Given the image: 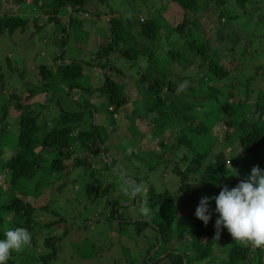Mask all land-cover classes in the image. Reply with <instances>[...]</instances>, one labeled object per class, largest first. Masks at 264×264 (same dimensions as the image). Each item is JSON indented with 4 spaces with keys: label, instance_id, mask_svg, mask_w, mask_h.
<instances>
[{
    "label": "trees",
    "instance_id": "16d2710c",
    "mask_svg": "<svg viewBox=\"0 0 264 264\" xmlns=\"http://www.w3.org/2000/svg\"><path fill=\"white\" fill-rule=\"evenodd\" d=\"M12 1L21 6L20 13L37 10L43 15L32 18L28 15L7 14L2 16L0 14V35L6 32L12 34L19 28L24 30L27 24H32L35 28H42L45 25V19L57 23L60 27L61 38L55 40V42L59 41L60 52L56 59V61L60 60L56 69L57 71L61 70L62 73L59 75L46 64L39 65L41 75L39 82L41 83H35L34 86L32 84L23 93L17 90L18 86L12 88L10 81V75L14 74L11 68L12 64L8 63V73L6 74L2 70L4 66L1 65L0 232L1 227H4L6 223L5 231L9 228L23 227L29 233L32 228H38V226L40 227L39 231L49 227L52 230L58 224L64 223V218L57 214L56 220L42 225L37 224L38 221L35 218L41 212L40 210L55 213V211L49 210L48 203L38 205L37 200L29 201L26 198L27 192H24L23 188L38 174L43 178H37L38 182L33 185L37 196L46 188L45 183H42L44 176L57 174L51 182H56L61 178V175L67 177V173H69L67 170L71 166L74 168L86 164L88 157H93L99 151L103 152L104 158L99 161L109 164L108 157L110 158V155H107L106 159L107 148L104 143L108 133L106 131L104 134L105 125L97 122L96 106L90 100V95L98 90L101 91L100 97L105 98L106 109L114 114L127 108L131 97H134L135 94H127L122 82H118L119 77L127 76L123 68L114 62L115 58L120 57L130 62L135 61L136 65L139 61L147 62L144 72L137 71L138 77L136 76L137 79L131 81L133 87L130 90L135 88L138 94L146 90V94L149 92L147 97H154L153 103L147 107L150 114H154L152 118L147 117V120L152 123V131L155 124H161L164 127L167 119L185 124V133L178 138L177 149L172 153L177 155L181 146L188 147L191 153V155L187 154L183 150L182 155L178 154L181 157L165 161L166 167L170 164L168 169L178 178V186L175 191L168 188L156 190L152 186L143 187L146 189V193H149L150 205L155 210L157 220L156 232L153 235L155 243L152 248L161 244V241L170 245L168 249H162L163 252L167 250L166 259L169 264H264V247H252L250 244L235 239L228 242L229 246L221 252L222 255L216 252L218 244L226 241L228 236L227 230L221 228L219 238H215L214 222L217 214L214 213V201L209 204V210L213 212V215L207 225L196 218L194 211L180 214L181 209L187 210L189 205H193L195 210L201 197H214L219 194L221 188L224 187L222 186L224 179L230 178V174H226L228 161L231 159L233 166L238 161V156L235 155L237 147L242 148L247 161L245 170L241 172L240 177L237 176V179H234L232 176L234 181H231V188L245 179L253 166H261L264 169V100L249 101L250 98H253L251 97L253 94L260 91V87L255 83V75L262 71H256L246 79H237V81L235 79L234 81L228 78L230 69L220 63V59L225 55L231 56L234 52H240L242 56H245L248 53L251 54V51L253 52L254 39L257 37L250 33L246 27L255 22L262 23L259 20L260 14L257 9L259 3L264 0H204L203 7H200L201 0H169L181 13L180 19L176 23L174 22L176 19H172L171 23L166 19L167 24H164L163 17L159 18L150 10L146 12V19L143 16L135 18L132 13H129L130 5H127L126 11L128 12L124 17H118L114 11H111V15L107 18L110 24L109 38L105 44L93 52L89 59L84 60L78 57L70 60L68 58L66 61L63 60V56L67 50L69 30L74 22L75 14H88L86 0ZM99 1L103 5L108 3V0ZM229 2L235 5V11L222 8ZM23 5L25 10L22 9ZM166 8L168 6H165L164 10ZM63 12L67 15H64ZM240 15H244L248 19L244 20L245 28L237 33L236 29L232 26L228 27V24L229 22L233 25L240 24ZM249 18L255 20L251 21ZM202 27L208 29L207 36L202 33ZM214 28L218 32L212 39ZM163 33H167L168 36L178 34L185 44V46L179 47L180 45L176 41L172 42V39L164 37L168 49L162 47L159 52L162 54L166 51L171 57V63L167 62L171 65L170 72H172L173 66L180 67L182 63L191 66L198 61V68L204 69L205 67V70L198 76L187 75L177 81L175 76H181V74L173 76L160 69L157 64L160 59L157 57L158 45L156 42ZM221 42L225 43L216 47V43ZM186 49H189L190 52L185 51ZM187 54L190 56L187 57ZM250 59L251 57L248 55L245 61ZM130 67H133V64H130ZM148 67L156 72L151 73ZM91 68L95 69L94 72L98 74L100 82L88 84L85 81L86 84H84L85 74ZM244 69L247 71L249 67ZM19 76L22 80L26 78L23 72L19 73ZM18 81L20 82V80ZM103 81L105 83L100 85ZM59 84L63 85L65 92H69L68 95L74 89L82 92L83 97H78L74 101L77 104V110H68L61 106L62 100L61 97H58V89H56ZM251 84L253 87H250ZM240 85H242L246 98L243 102H235L234 94ZM174 93H180L188 98L186 101L189 103V108L183 117L172 114L173 107L166 105L167 99L171 98L170 95L173 96ZM39 94L49 95L48 102L50 104L43 106L40 103L30 102L33 97H38ZM197 97L201 100L198 101V105L193 101ZM254 97H264V94ZM80 99H83L84 102H81ZM54 101L59 107L58 111L51 106ZM241 105L246 106L247 114L240 113L242 110L238 107ZM194 107L207 111L202 120L197 116L198 111L192 113ZM124 113L128 114L126 109ZM137 116L140 117V115ZM170 121L169 123H171ZM221 122L224 128L218 133V125ZM207 135L216 136L217 150L211 148L209 143H206L202 149L197 148V142ZM165 140L163 137L159 138L160 147L165 146ZM227 150L228 153H226ZM85 151L88 153L82 158L81 154ZM156 151L159 153L153 152L155 157L161 155V151ZM140 156L139 152H129L128 159L134 157L140 160ZM152 159L153 156H150L149 160L145 162ZM68 160L69 162H67ZM112 162L117 166L114 160ZM180 162L185 163V169L180 167ZM96 163L94 162V165ZM231 174H233L232 169ZM63 186V184L59 185L58 189ZM90 188L87 185L88 193L93 189L98 190L99 186L92 182ZM6 193H9V196L5 197ZM137 194L138 184H136L135 198ZM179 194H183V196L178 199L176 197ZM11 213H13V218L8 219V215ZM110 217L114 219L115 213L112 212ZM138 221H135L137 222L135 225L134 222L132 223L137 232L149 222L138 223ZM183 225L188 226L186 233L180 231ZM65 231L66 234L67 229ZM159 234L160 239L157 243ZM30 237V243L25 248L29 249L31 246V254H24L21 258L13 252L10 254L7 264H16L19 259L21 262L30 264H51V261L57 259L56 240L61 238L54 235L46 236L43 244L40 245V241L36 239L34 233H30ZM176 237H181L185 241L177 240ZM38 247L41 248L37 250ZM21 252H23L22 249ZM149 252L150 250L147 251V254ZM164 258H158L151 262L144 258L143 263L156 264ZM250 260L252 261L248 263Z\"/></svg>",
    "mask_w": 264,
    "mask_h": 264
},
{
    "label": "rangeland",
    "instance_id": "374dc122",
    "mask_svg": "<svg viewBox=\"0 0 264 264\" xmlns=\"http://www.w3.org/2000/svg\"><path fill=\"white\" fill-rule=\"evenodd\" d=\"M87 13H78L74 15V22L69 30V39L67 50L64 53L63 60L66 61L68 58L77 59L78 57L82 59H89L93 52H95L99 47L105 44L109 38V21L108 17L111 15V11H114L115 15L124 17L126 15L127 5L129 7V13L133 14L135 18L143 16L145 19L147 17L146 12L151 11L152 14L158 15L159 18L163 17L164 24H167V20L171 23H176L180 19V13L177 7L172 4L169 0H108V3H101L99 0H86ZM205 4L204 0H201V6ZM168 6L164 10V7ZM25 6L22 9L25 10ZM224 10L235 11V5L229 4L222 7ZM0 14L5 15H28L32 18L40 17L41 13L37 10L27 13H20L21 6L14 3L12 0H0ZM168 10V12H167ZM260 14V22L252 23V25L247 26V30L250 33L256 35L253 52L248 55L251 57L249 61H245L248 55L242 56L240 52H234L231 56H224L220 59V63H223L226 67L230 69L228 75L229 80L246 79L247 76H251L254 73L262 71L255 75V83L260 87V91L253 94L249 101L253 102L254 99L264 100V97H254L256 95L264 94V1L259 3V8L257 9ZM164 11V13H163ZM167 12V13H166ZM64 13V12H63ZM64 15H67L64 13ZM168 15V16H167ZM249 17V16H247ZM225 18V17H224ZM222 18V21H224ZM240 24L233 25L229 22L228 27H234L238 32L244 27V20L248 19L244 15H240ZM167 19V20H166ZM252 20V18H249ZM45 25L42 28H35L32 24H27L24 30L20 28L15 30L12 34L8 32L0 35V71L1 65L4 66L2 69L5 74L8 73V63L12 64V70L14 74L10 75V81L12 82V88L17 87L18 91L25 93L29 86L33 84H39L41 82V75L39 72V65L46 64L53 68L54 71L58 72L60 75L62 71H57V56L60 55L59 52V41L55 42L56 39H60V27L55 22H49L47 19L44 20ZM141 21V20H140ZM246 21V20H245ZM231 27V28H232ZM69 29V27H68ZM212 30V29H211ZM204 35H208V29L206 27L201 28ZM223 33L225 31L221 30ZM217 29L214 28L211 36L214 39L217 34ZM165 38L172 39V42L176 41L181 47L185 46L183 40L178 34H173L168 36L167 33H163L160 39L157 40V57H159V62L157 63L160 69L171 73L173 76L175 74H181V76H175L177 81L182 79V77H187V75H195L202 73L205 70L198 68V62L194 65L186 66L184 63L179 66H173L170 72L171 65L167 63L170 61L171 57L165 51L160 53V48L168 49L166 47ZM200 41V40H199ZM259 42H261L259 44ZM216 43V47H220L222 44ZM215 45V44H214ZM256 49V50H255ZM185 51L190 52L189 49ZM190 55L187 54V57ZM115 64H119L127 75L126 77H119L118 82H122L124 85V90L127 94L134 93L135 96L131 97L130 104L127 108H124L118 114L106 109L105 98L100 97L101 91H96L90 95V100L96 106L97 122L104 124L103 132L107 131V139L104 141L107 148L108 165L103 164L101 161L103 158V152L99 151L95 153L93 157H88V162L86 164L78 165L72 168V166L67 170L69 171L68 176H60L56 182H51L57 174L51 176H44V181L46 188L42 190L39 196L33 190V185L38 182L37 178L42 177L37 175L34 179L29 181V184L23 188L26 193V198L30 201L37 200V204L48 203L49 210L55 211V213H49L48 211L40 210L35 219L38 221V225H42L46 222L56 220L57 214H60L64 218V223L58 224L52 230L49 228L39 231L40 227L32 228L31 234L34 233L36 239L43 244V240L46 236L54 235L60 240H56V251L57 259L51 261V264H144L143 259L146 258L147 261L151 262L155 259L164 258V260L157 262L158 264H169L166 259L167 250L163 252L162 249L169 248L170 245L162 243L159 245L152 246L155 243L153 237L156 232L155 224V210L151 207L149 193H146L144 186H152L156 190H176L178 186V178L171 172L168 167H166L165 161L170 158H179L178 154L182 155L183 150L189 154L190 149L186 146H181L178 150L177 155L173 154L172 151L176 150L178 146V138L185 133V124L176 123L172 119H167L165 121V126L161 124H155L153 131L151 130L152 123L147 120V117H154V114H150L147 107L153 103L154 97H147L146 90L143 93H139L134 90H130L133 87L131 81L137 79V71L144 72L147 68V62L139 61L136 65L135 61H128L124 58H115ZM243 63V64H242ZM133 64V67H130ZM7 66V67H6ZM242 66V67H241ZM6 67V69H5ZM185 67H187L185 69ZM249 67V70L244 68ZM5 69V70H4ZM94 68L87 70L85 74V81L88 84H97L100 82L98 74L94 72ZM151 73L156 71L151 67H148ZM25 73V80L19 76V73ZM137 76V77H136ZM133 77V79H131ZM20 80V82L18 81ZM96 81V83H95ZM214 83V82H213ZM212 83V84H213ZM103 85V82L100 84ZM253 87V84L250 87ZM206 87V84H204ZM58 92V97H61V106L68 110H77V104L74 102L76 98L83 97L82 92L74 89L72 93L65 92L63 85L59 84L56 87ZM234 94L235 102L244 101L246 98L244 91L242 90V85L238 86L237 91ZM88 95V94H87ZM89 97V95H88ZM171 98H168L166 105L173 107L171 112L174 115L183 117L185 111L189 108V103L186 101L188 98L184 97L180 93H174ZM49 95L39 94L38 97H33L31 103H40L43 106H47L50 103ZM84 102L83 99H80ZM193 101L198 105L200 98H194ZM205 101V100H204ZM207 104V103H205ZM56 111L59 107L54 101L51 103ZM207 106V105H205ZM77 108V109H76ZM126 112L130 114L124 113ZM183 109V112H182ZM238 109L242 110L240 113L242 115L247 114L246 106L241 105ZM198 111L197 116L202 120L207 111L200 110L199 107H194L192 113ZM88 115V113H87ZM137 115H140L138 117ZM170 118V117H169ZM171 120V121H170ZM153 121V120H152ZM151 121V122H152ZM169 121L171 123H169ZM89 122V121H88ZM223 123L218 125V133L223 130ZM163 137L165 140V146L160 147L158 142L159 138ZM215 135H207L197 142V148L202 149L206 143L210 144L211 148L218 149V144L216 142ZM161 151V155L155 157L153 152L156 150ZM235 155L237 157V162L233 166V162L230 159L228 161V169L226 174H230V178L227 177L224 180L222 186H228L231 188V181H234L231 176L235 171L236 176L234 179L240 177L241 172L245 170V163L247 157L242 152V148L237 147L235 149ZM167 151V152H166ZM129 152L141 153L139 158L128 159ZM229 151L227 150L226 153ZM87 151L81 154L83 158L87 155ZM159 153V152H157ZM191 155V153H190ZM150 156H153L151 161ZM230 156V155H229ZM118 166L113 164V161ZM173 161V159H172ZM69 162V160L67 161ZM94 162H97L94 165ZM72 163V162H70ZM180 167L182 169L186 168L185 163L180 162ZM174 166V165H173ZM261 170H264L261 166H258ZM152 168V169H151ZM65 175V173H64ZM43 178V177H42ZM99 186L98 190H90L88 193L86 187L90 188L91 183ZM64 185L59 188V185ZM138 184V194L135 198V188ZM9 196V193L5 194V197ZM183 194H179L176 198H181ZM178 201V200H177ZM194 211L193 205H189L187 210L181 209L180 214H185V212ZM115 213V221L110 217L111 213ZM13 218V213L8 215V219ZM21 219V218H20ZM139 222H148V225L142 226L139 232L136 231L135 227L132 226ZM126 221V222H124ZM155 222V223H154ZM147 223V222H146ZM7 224V223H6ZM4 227H1L0 238L5 231ZM65 229L67 233L65 234ZM188 226L183 225L181 228L182 233H186ZM228 239L223 241L220 246L228 248L229 241L233 238L226 231ZM160 239V234L157 243ZM177 240H182L181 237H176ZM185 241V239H183ZM177 242V241H176ZM156 243V244H157ZM38 244V243H37ZM38 244V245H39ZM39 245V246H40ZM41 247H38L40 249ZM150 252L147 254V251ZM162 250V252H161ZM19 252H15L21 258L24 254L30 255L32 252V247L26 249L25 246ZM222 255V254H220ZM29 258V257H28ZM169 259V258H168ZM156 263V264H157ZM16 264H30L29 262H21V259L17 261Z\"/></svg>",
    "mask_w": 264,
    "mask_h": 264
},
{
    "label": "clouds",
    "instance_id": "9594fccd",
    "mask_svg": "<svg viewBox=\"0 0 264 264\" xmlns=\"http://www.w3.org/2000/svg\"><path fill=\"white\" fill-rule=\"evenodd\" d=\"M236 175V171L231 174ZM211 201L215 203L214 213L217 214L214 222L216 239L224 228L237 241L252 247H264V170L253 166L246 178L231 189L224 186L214 197H201L194 214L204 225L213 215L209 210ZM30 239V233L23 227L4 231L0 238V264H7L10 254L19 252L30 243ZM220 244L216 252L221 254L225 247Z\"/></svg>",
    "mask_w": 264,
    "mask_h": 264
},
{
    "label": "water",
    "instance_id": "95a60500",
    "mask_svg": "<svg viewBox=\"0 0 264 264\" xmlns=\"http://www.w3.org/2000/svg\"><path fill=\"white\" fill-rule=\"evenodd\" d=\"M105 83V81H103V84ZM136 191V188L134 189Z\"/></svg>",
    "mask_w": 264,
    "mask_h": 264
}]
</instances>
